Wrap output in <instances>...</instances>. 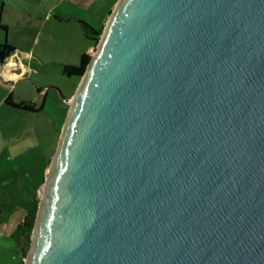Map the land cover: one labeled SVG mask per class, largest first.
Listing matches in <instances>:
<instances>
[{
    "label": "water",
    "instance_id": "obj_1",
    "mask_svg": "<svg viewBox=\"0 0 264 264\" xmlns=\"http://www.w3.org/2000/svg\"><path fill=\"white\" fill-rule=\"evenodd\" d=\"M63 97L25 264H264V0H118Z\"/></svg>",
    "mask_w": 264,
    "mask_h": 264
},
{
    "label": "rangeland",
    "instance_id": "obj_2",
    "mask_svg": "<svg viewBox=\"0 0 264 264\" xmlns=\"http://www.w3.org/2000/svg\"><path fill=\"white\" fill-rule=\"evenodd\" d=\"M107 1L111 4L115 0ZM89 2L80 0L79 8L71 4L74 7L65 9L74 16L70 21L52 18L43 22L38 13L28 32L17 21L8 33L0 31V43L8 40L14 45L17 48L14 58L19 64H26L28 70L18 81L6 86V91L12 89L15 103L25 101L37 107L24 109L5 100L0 105V264H20L22 260L21 244L14 243L13 235L29 202L37 197L41 200L43 196L70 107L63 96L73 97L81 80L66 74L64 65L79 64L83 52L96 49L82 25L86 22L84 17L92 18L87 13H92ZM81 6L87 10L85 13ZM106 8H100V15L93 21L96 27L101 25ZM110 15L111 11L101 30ZM47 88L55 89L56 94L51 91L46 95ZM27 256L28 253L24 263Z\"/></svg>",
    "mask_w": 264,
    "mask_h": 264
},
{
    "label": "crops",
    "instance_id": "obj_3",
    "mask_svg": "<svg viewBox=\"0 0 264 264\" xmlns=\"http://www.w3.org/2000/svg\"><path fill=\"white\" fill-rule=\"evenodd\" d=\"M89 1L92 13L85 10L82 6L80 8H82L84 13L87 11V13L92 17L91 19L84 17V21L91 24L93 27H96L93 21L97 20L98 15H100V8L107 7L102 20L103 23L107 14H110V11L112 12L113 9L111 10V8L112 5L114 8V3L116 0L111 4H108L107 0ZM79 3L80 0H56L54 2H51V0H0V25L7 26V30H4L0 26V31L8 33V29L10 30L11 26L13 25L12 23L17 21L18 24H20V27L28 32L32 26V23L34 22L33 17H37L38 13H40V18L43 22L46 19L51 20L52 18H54L56 21H70L74 19V16L71 13H66L65 9L69 11L70 7H74L70 6L71 4L78 5ZM77 8H79V5ZM21 20H23V22ZM101 25L96 28H100ZM10 57H13V54L10 55L5 61L0 60V105L3 104L4 100L6 102V98L9 94H12L13 97V91H11L12 89L10 90L11 92L9 90L6 91V86L16 82L10 79H5V75L15 74L16 76H20V73L26 69V64H23V68H20V64L14 57L13 59L16 67H8L7 65Z\"/></svg>",
    "mask_w": 264,
    "mask_h": 264
},
{
    "label": "trees",
    "instance_id": "obj_4",
    "mask_svg": "<svg viewBox=\"0 0 264 264\" xmlns=\"http://www.w3.org/2000/svg\"><path fill=\"white\" fill-rule=\"evenodd\" d=\"M84 24V31L86 36L92 40L93 42V48L96 47L101 32L100 28H95L91 25H89L87 22H82ZM4 30H7V26L0 25ZM17 48L10 44L8 40H6L4 43H0V60L5 61L10 55H12ZM92 57L91 51H86L81 54L80 57V63L79 64H65L64 65V72L68 74L69 76L75 75L78 77V79L83 75L88 63L90 62ZM6 102L10 103L15 106L22 107L24 109H37V107L28 104L27 102L23 101L20 103H15L12 97V94H9L6 98ZM39 109V108H38ZM40 205V199L39 197L32 199L29 202L27 212L22 220L16 227V230L13 235L14 243H20L21 248L19 252L22 254V260L20 264H25L23 261V258L28 253V250L31 246V234L33 233V229L35 227L38 210Z\"/></svg>",
    "mask_w": 264,
    "mask_h": 264
},
{
    "label": "clouds",
    "instance_id": "obj_5",
    "mask_svg": "<svg viewBox=\"0 0 264 264\" xmlns=\"http://www.w3.org/2000/svg\"><path fill=\"white\" fill-rule=\"evenodd\" d=\"M15 53H13V57H15ZM30 55V54H29ZM13 57H10L9 60H8V67H16V64L14 62V59ZM20 67L23 68V64L21 63L20 64ZM28 71L27 69H24V71H22L20 73V76H16V75H5V79H10V80H13V81H18L23 75H24V72Z\"/></svg>",
    "mask_w": 264,
    "mask_h": 264
},
{
    "label": "flooded vegetation",
    "instance_id": "obj_6",
    "mask_svg": "<svg viewBox=\"0 0 264 264\" xmlns=\"http://www.w3.org/2000/svg\"><path fill=\"white\" fill-rule=\"evenodd\" d=\"M89 24V23H88ZM84 25V24H83ZM90 25V24H89ZM92 26V25H91ZM96 28V27H95ZM51 91H53L52 93H54V94H56L55 93V89H50V90H48V92L46 93V95H48L49 93H51Z\"/></svg>",
    "mask_w": 264,
    "mask_h": 264
},
{
    "label": "bare ground",
    "instance_id": "obj_7",
    "mask_svg": "<svg viewBox=\"0 0 264 264\" xmlns=\"http://www.w3.org/2000/svg\"><path fill=\"white\" fill-rule=\"evenodd\" d=\"M13 75V74H12ZM15 75V74H14Z\"/></svg>",
    "mask_w": 264,
    "mask_h": 264
}]
</instances>
